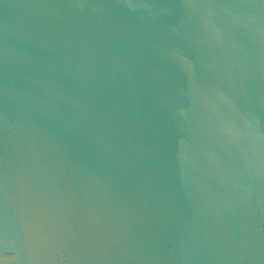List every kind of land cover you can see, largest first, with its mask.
<instances>
[{
	"label": "water",
	"instance_id": "water-1",
	"mask_svg": "<svg viewBox=\"0 0 264 264\" xmlns=\"http://www.w3.org/2000/svg\"><path fill=\"white\" fill-rule=\"evenodd\" d=\"M0 264H264V0H0Z\"/></svg>",
	"mask_w": 264,
	"mask_h": 264
}]
</instances>
